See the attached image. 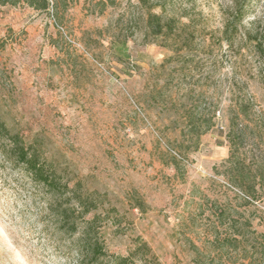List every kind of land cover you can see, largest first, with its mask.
<instances>
[{
	"label": "rangeland",
	"instance_id": "374dc122",
	"mask_svg": "<svg viewBox=\"0 0 264 264\" xmlns=\"http://www.w3.org/2000/svg\"><path fill=\"white\" fill-rule=\"evenodd\" d=\"M48 1L0 6V121L66 203L92 204L108 253L145 243L135 264H264V0ZM149 12L173 31L153 35ZM44 194L0 157V264L79 263ZM216 229L237 241L218 249Z\"/></svg>",
	"mask_w": 264,
	"mask_h": 264
},
{
	"label": "trees",
	"instance_id": "16d2710c",
	"mask_svg": "<svg viewBox=\"0 0 264 264\" xmlns=\"http://www.w3.org/2000/svg\"><path fill=\"white\" fill-rule=\"evenodd\" d=\"M52 1L53 3L55 2V0ZM98 3H102V0H98ZM21 4L29 9L41 12L47 11L50 7L48 0H0V6L15 7ZM241 9L243 10L242 5L237 7L234 14L228 17L224 24L223 34L225 35L226 42H229L230 37L237 33L242 23L243 14ZM146 22L148 29L155 36L162 35L165 31L171 32L174 28L172 20L162 22L160 15L151 12L147 14ZM258 35L259 37L257 35L254 36L253 41L259 56L262 57L264 65V30H258ZM205 123L203 131L198 132V129H196L197 131L195 130V143L198 142V137L202 133L209 131L213 127L211 119H207ZM0 157L8 165L21 166L31 184L37 185V187L44 190L47 213L53 219L54 228L57 233L78 234L74 245V253L77 256L78 264L83 262L96 264L101 260L103 261V259H106L105 264H135L136 261L142 260L144 256H150L151 261L154 260L153 256L150 255L149 248L142 242L137 243L126 256L108 253L99 239V230L95 216L84 220V217L90 213V206L92 207V204L90 202L86 204L78 194H74V196L78 201L82 202L81 205H85L83 210H79L73 206L75 203L70 205V200L66 203L63 197L66 192L72 191V189L63 183L56 171L46 160L42 159L39 150L35 146L27 145L20 135L12 133L1 121ZM140 205L142 206V204ZM223 232L224 234L217 229L215 230L213 243L218 249H221L224 244L237 241L229 233L227 234L225 230ZM258 236L264 238V233L258 234ZM153 264H156V262L153 261Z\"/></svg>",
	"mask_w": 264,
	"mask_h": 264
}]
</instances>
